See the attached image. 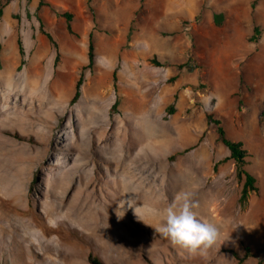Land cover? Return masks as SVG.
I'll use <instances>...</instances> for the list:
<instances>
[{"label":"rangeland","instance_id":"374dc122","mask_svg":"<svg viewBox=\"0 0 264 264\" xmlns=\"http://www.w3.org/2000/svg\"><path fill=\"white\" fill-rule=\"evenodd\" d=\"M44 1L72 15L73 35L50 8L36 11L38 0H0V264H91L89 257L101 264H264V0ZM254 26L257 39L249 42ZM79 78V98L69 105ZM206 113L248 151L258 192L244 205ZM125 167L147 210L134 209L131 255L119 263L71 225L72 205L84 198L76 189L89 183L98 208L117 203L113 189ZM185 195L219 230L204 256L173 247L155 230L163 223L160 203ZM53 207L56 220L46 215Z\"/></svg>","mask_w":264,"mask_h":264},{"label":"bare ground","instance_id":"6f19581e","mask_svg":"<svg viewBox=\"0 0 264 264\" xmlns=\"http://www.w3.org/2000/svg\"><path fill=\"white\" fill-rule=\"evenodd\" d=\"M92 117H93V115H92ZM120 150L121 149H119L118 151H120ZM121 152H125V151H121ZM120 155H123V154H120ZM123 158H125V156H123ZM121 169H122V171H119L120 176L122 177L121 183L117 184V185L112 184V186H110L111 189H113L114 185H116V188L114 187V189H113V195L116 194V196L119 197V198H116V199H118V202L113 203L112 205L108 206L107 210H104L102 208V206L100 208H98L97 203H95V201L92 198L93 195L89 191L88 186L91 183H89V185L84 184V186L82 185L80 189L79 188L76 189V193L84 196V198L81 199V197H79V198H77L78 201L76 204H74V205L71 204L72 206H74V209L76 211V220L74 222L71 219L70 220H71V222H73V224H71V225L74 228L75 227L79 228V230L82 231L86 235L87 240H95V242H97L100 246H103L104 248H106L109 251V253H111L110 255L113 259H116L117 261H119V263H126L128 261H126L127 259L125 256L129 255L131 253V247H130L131 243H132L131 236L133 235V233L131 235V227L129 225V220L132 218V214H133L134 209H135V212H141V213H144L145 210H147V209L145 208V206L142 203L143 200L140 199V201L137 202V200H138V199H136L137 195L134 194L135 189L133 190V188H132V183L134 182L133 172H131L129 170V167L128 168L125 167V168H121ZM82 170H84V169H82ZM75 173H76V171H75ZM78 173H80L79 170H78ZM87 184H88V182H87ZM141 185H139V186L141 187ZM139 186H137V187H139ZM134 187H136V185ZM142 195H144V194H142ZM140 198H141V196H140ZM145 198H148V196ZM155 198H156L155 200H157V197H155ZM160 200H159V202H163ZM151 202H153V199ZM160 204H161V206L158 207V209L161 208V217H162L163 216V210L166 209L168 206H166V204L165 205L162 203H160ZM154 205H156V204H154ZM157 206H159V205H157ZM83 212H86V213L83 214ZM46 215H47L48 219L56 220L57 217L61 216V213L58 209L53 207L50 212L46 213ZM70 215H71V213H70ZM157 215H159V214H157ZM67 217H68V213H65V216L63 217L62 223L66 221ZM35 224L36 223H34L33 225H35ZM58 224H60L59 221L57 222V225ZM52 229L53 228H49L48 231H52ZM134 237H136V236H134ZM120 243H122L123 245ZM49 245H51V244L49 241H47V247ZM140 246H141V244H140ZM46 250L48 251V248Z\"/></svg>","mask_w":264,"mask_h":264},{"label":"trees","instance_id":"16d2710c","mask_svg":"<svg viewBox=\"0 0 264 264\" xmlns=\"http://www.w3.org/2000/svg\"><path fill=\"white\" fill-rule=\"evenodd\" d=\"M255 1L252 3V7L255 5ZM46 6L50 8L57 17L63 18L65 20V29L66 32L70 35H73L72 28H71V20L72 15L69 12H59L56 10L51 4L46 3L44 0H38V5L36 8V11H38L41 7ZM2 16V7H0V17ZM39 22V29L40 32L44 35V37L47 39L49 43H51L54 48L56 49V45L52 40V37L43 31V22L41 19H38ZM258 35V28L256 26L253 27V30L248 37L249 42H255ZM17 50L18 54L22 57L23 56V49L21 45V41L19 39L16 40ZM1 49V48H0ZM58 52L56 51L55 57H54V64H57L58 62ZM94 44H93V35L92 33L88 34V40H87V64L85 68L91 69L94 64ZM152 63L156 64L157 66H160L158 62H155L152 60ZM113 79H115V75L113 74ZM203 78L202 76L199 77V82H202ZM81 85V79L79 78L74 85V93L69 101V105L74 104L80 95L79 89ZM118 104V100H115L114 104L110 107L109 111L110 113H114V110L116 109V106ZM240 104V102H239ZM169 113L173 112V106H169L168 110ZM205 121L206 125H213L215 128V134L216 139L218 142H220L228 151V159L233 162L235 167V175L237 180L241 181V189L238 197V202L240 205H244L251 194H256L258 192V188L256 186V178L250 173L248 170V151L246 150L243 142L238 140L230 139L223 128L222 121L219 118H215L213 114L206 113L205 114ZM247 250V249H245ZM233 256L236 259H239L237 254L231 252ZM248 254H245L247 256ZM88 261L91 264H101L97 259L89 257Z\"/></svg>","mask_w":264,"mask_h":264},{"label":"clouds","instance_id":"9594fccd","mask_svg":"<svg viewBox=\"0 0 264 264\" xmlns=\"http://www.w3.org/2000/svg\"><path fill=\"white\" fill-rule=\"evenodd\" d=\"M187 195L177 197V201L163 210V223L156 232L170 244L190 255L204 256L219 236L218 227L201 219Z\"/></svg>","mask_w":264,"mask_h":264}]
</instances>
